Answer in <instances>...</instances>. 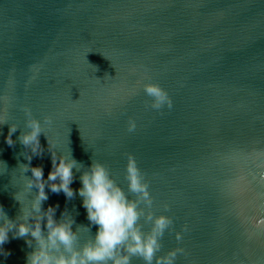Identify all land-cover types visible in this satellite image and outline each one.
Returning a JSON list of instances; mask_svg holds the SVG:
<instances>
[{
    "label": "water",
    "instance_id": "95a60500",
    "mask_svg": "<svg viewBox=\"0 0 264 264\" xmlns=\"http://www.w3.org/2000/svg\"><path fill=\"white\" fill-rule=\"evenodd\" d=\"M149 82L171 109L149 106ZM25 108L42 124L50 117L58 153L84 165L73 189L94 160L135 199L125 172L135 157L151 210L173 218L157 255L182 247L176 264H264V0H0V206L12 220L22 216L14 193L31 176L20 168L31 154L19 140ZM39 139L31 166L47 178ZM81 200L49 192L43 204L60 205L57 219L67 208L77 246L96 233ZM138 224L151 228L144 216ZM9 237L0 264H27L32 248Z\"/></svg>",
    "mask_w": 264,
    "mask_h": 264
},
{
    "label": "clouds",
    "instance_id": "9594fccd",
    "mask_svg": "<svg viewBox=\"0 0 264 264\" xmlns=\"http://www.w3.org/2000/svg\"><path fill=\"white\" fill-rule=\"evenodd\" d=\"M30 83V81H29ZM144 93L151 98L150 107L160 111L173 107V101L168 92L158 83L143 84ZM28 131L19 136L20 143L30 149L26 156L27 164H21L22 173L31 172L30 177H24L23 187L14 193V199L22 205V216L17 220L10 219L0 206V255L9 253L3 245L12 238H25V243L32 251L27 255V264H132L133 257H139L144 264H176L178 254L184 253L182 247H176L163 255H157L161 250V238L165 230L173 224L169 215H155L151 210L152 197L149 184L145 180L135 157H127L125 166L128 192L135 194V199H129L125 190L112 179L109 170L99 161H94L79 176L80 187L73 189L71 185L76 179L75 172H80L84 165L70 154L66 155L56 150L54 142L46 135L44 125L51 124V118L45 117L43 124L32 117L29 108L24 109ZM5 124L0 121V125ZM17 125L9 126L6 143L15 144L13 134ZM136 129V121L129 120L128 131ZM47 138L48 151L51 154V170L44 177L42 165L31 166L34 155H42L44 149L40 144V135ZM75 170V172H74ZM3 173L0 172V175ZM36 191L33 193L32 189ZM46 188L48 191H46ZM51 193H63L66 200L79 195L81 206L86 210L90 225L96 226L94 238L78 245L79 233L73 231L74 219L67 208L56 217L60 205L43 204ZM31 199H28V196ZM141 203L148 210L140 207ZM165 210L168 205H164ZM141 216L151 222V228L144 232L138 221ZM87 228V227H86ZM89 230V228H87ZM175 233L179 242L183 231Z\"/></svg>",
    "mask_w": 264,
    "mask_h": 264
}]
</instances>
